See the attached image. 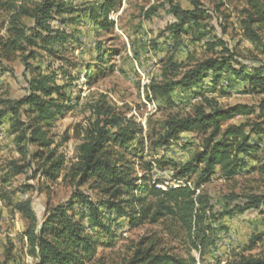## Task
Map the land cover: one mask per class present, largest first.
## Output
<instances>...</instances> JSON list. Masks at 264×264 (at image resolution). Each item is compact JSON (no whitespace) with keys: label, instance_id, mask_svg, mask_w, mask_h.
Returning <instances> with one entry per match:
<instances>
[{"label":"rangeland","instance_id":"374dc122","mask_svg":"<svg viewBox=\"0 0 264 264\" xmlns=\"http://www.w3.org/2000/svg\"><path fill=\"white\" fill-rule=\"evenodd\" d=\"M2 1L13 5L16 11L20 7L32 11L42 0ZM191 1L114 0V10L108 17L112 26L97 30L90 9H96L104 0H62L63 8L71 9L70 12L53 10L48 23L49 33L58 35L57 38L48 43L41 40L37 46L11 53L8 58L0 54V109L5 101L26 95L28 79L40 74H54L55 81L66 86L71 105L50 131L54 145H58V153L65 157L64 168L54 181L42 177L40 172L36 174V161L22 174H8L9 162L19 160L21 155L13 141L10 115L2 119L0 264L38 263L29 253L25 234L29 222L14 209L16 202L31 201L38 225L49 210L65 205L75 190L90 202L97 203L99 195L88 183L78 187L66 175L77 162V147L83 137L81 132L89 129L96 119L114 114L123 120L122 126L135 131L125 153L133 163L132 175L146 176L145 183L152 185L153 181L168 179L166 170L171 169L174 176L176 169L171 162L178 169L202 149L208 133L195 130L180 133L168 145L157 146L156 142L164 133L167 119L191 113L203 98L214 99L223 107L235 103L248 105L251 114L238 115L228 123L245 125L244 132L250 135V143L258 144L259 149L244 157L245 165L231 178L223 177L217 167L210 180L196 190V193H203L208 205L203 227L208 231L202 252L191 248L185 231L169 216L155 222L146 219L130 227L125 217L111 215L109 220L104 217L109 232L100 228L88 230L97 239L94 257L97 264H123L142 237H152L158 248L178 257L192 256L197 264H224L236 261L240 256L264 254V206L243 214H224L227 209L244 202L246 197L264 193V134L260 132L264 131V93L244 88L238 75L225 70L216 82L215 90L210 85L211 74L208 73L200 87L201 95L194 94L192 88L175 87L171 101H167L154 97L150 91L151 84L177 80L187 69L208 58L231 57V68L236 71L242 68L244 73L264 64V25L252 24L255 37L248 36L245 23L248 0H199L213 17L199 25L187 24V32L177 35L168 28L175 20L167 8L179 5L189 9ZM11 13L0 8V41L10 33ZM33 25L30 16L21 17L20 27L31 28ZM30 53L34 55L29 56L25 64L23 57ZM101 55L104 56L102 60ZM173 63L178 67H171ZM87 67L91 70L89 76L86 75ZM21 119L25 120L24 115ZM254 123L259 127L253 129ZM30 149L34 148L31 146ZM146 164L150 167L146 168ZM197 173L190 174V179H178L192 187ZM146 201L154 203L155 200L149 195ZM75 212L77 217L84 216L83 223H89L86 209L76 206Z\"/></svg>","mask_w":264,"mask_h":264},{"label":"trees","instance_id":"16d2710c","mask_svg":"<svg viewBox=\"0 0 264 264\" xmlns=\"http://www.w3.org/2000/svg\"><path fill=\"white\" fill-rule=\"evenodd\" d=\"M191 4L189 9H183L179 5L168 6V14L175 20L174 23L168 24L170 31L181 35L187 32V24L199 25L201 21L213 17L199 0H192ZM63 6L62 0H42L32 11L24 7L16 11L13 5L0 0V8L12 12L10 33L6 39L0 41L1 56L8 58L11 53L37 46L41 40L48 43L57 38L58 35L49 33L51 29L48 23L52 19L53 10L70 12L71 9H64ZM114 6V0H104L96 9H90L97 30L112 26L108 17ZM248 8L246 30L248 36L254 38L255 32L251 30V25H264V0H248ZM23 15L31 17L33 27L19 26ZM28 30L31 31L30 34L27 33ZM33 55L34 53H30L24 56V63L27 64L28 57ZM103 57L101 55L100 60ZM230 58L215 57L202 60L183 72L177 80L151 84L150 91L154 97H162L167 101H171V92L175 87L192 88L194 94L201 95L200 87L208 78V73L211 74L210 85L215 90L216 82L225 70L238 75L237 78L241 79L244 88L264 93V64L244 73L242 68L238 71L234 67L231 68ZM171 67L177 68L178 65L173 63ZM90 74L91 70L87 67L86 75ZM27 84L26 95L17 100L5 101L4 107L0 109V125L5 116L11 117L13 141L21 155L19 160L9 162L8 174H22L36 161V174L40 172L42 177L54 181L59 178L64 168L65 157L58 153V145H54L50 131L56 120L62 118L71 108L70 95L66 92L64 84L55 81L54 74L31 77ZM249 114L251 108L244 103L223 107L214 99L203 98L201 103L193 107L191 113L167 119L164 133L156 142L157 146L168 145L182 132L195 130L208 134L202 149L187 163L178 169L175 163H170L176 169L174 176L177 178L190 179V174L198 171L194 185L191 187L184 182L166 190L145 183L148 180L146 176L132 175L133 163L127 158L125 149L134 138L135 131L122 126L123 120L114 114H106L104 118L96 119L89 129L81 132L83 137L77 147V162L68 169L66 175L70 176L71 182H76L78 187L88 183L89 188L98 193L99 199L97 203H92L85 199L80 191L75 190L65 205L49 210L40 225L36 221L30 200L16 202L14 209L29 222L25 232L29 253L37 258V264H97L94 257L97 239L88 230L100 228L109 232L104 217L107 216L106 219L109 220L111 215L125 217L130 227L137 226L146 219L155 222L160 217L169 216L185 231L191 248L202 252L206 241L205 233L208 231L203 228L208 205L203 193H196V190H200L201 186L210 180L217 167L223 177L231 178L245 165L244 157L259 149L258 144L250 143V135L244 132L245 125L228 123L238 115ZM22 115L25 120L21 119ZM258 127L259 124L254 123L252 128ZM260 132L264 134L263 130ZM31 146L34 149L31 150ZM149 167L146 164V168ZM8 174L5 175L4 181L7 180ZM149 195L154 197V203L146 201ZM76 206L88 211L89 223L82 222L83 215L77 217ZM262 206L264 193L246 197L244 202L227 209L224 214H243L246 211L259 210ZM123 264L197 262L192 256L178 257L158 248L157 241L152 237H142L132 247ZM224 264H264V254L257 257L240 256L238 260Z\"/></svg>","mask_w":264,"mask_h":264},{"label":"bare ground","instance_id":"6f19581e","mask_svg":"<svg viewBox=\"0 0 264 264\" xmlns=\"http://www.w3.org/2000/svg\"><path fill=\"white\" fill-rule=\"evenodd\" d=\"M164 172H171V173H173V171L171 169L166 170ZM156 181H153V185H155V187L158 188V189H160V190H166L168 188H172V187H175V186H177V185H179L181 183H184L181 179H178V181H167V179H165L162 182L161 181L160 182H156ZM185 184H187V185L190 186V183H185Z\"/></svg>","mask_w":264,"mask_h":264},{"label":"built area","instance_id":"2783aa9c","mask_svg":"<svg viewBox=\"0 0 264 264\" xmlns=\"http://www.w3.org/2000/svg\"><path fill=\"white\" fill-rule=\"evenodd\" d=\"M165 173L169 174L167 176L168 177L167 181H178V178L177 177H174L173 176V173H171V172H165Z\"/></svg>","mask_w":264,"mask_h":264}]
</instances>
